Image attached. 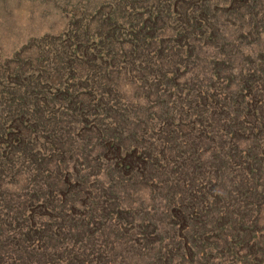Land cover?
Returning a JSON list of instances; mask_svg holds the SVG:
<instances>
[{
	"label": "rangeland",
	"instance_id": "obj_1",
	"mask_svg": "<svg viewBox=\"0 0 264 264\" xmlns=\"http://www.w3.org/2000/svg\"><path fill=\"white\" fill-rule=\"evenodd\" d=\"M249 111L264 115V0H0V264H264ZM41 124L65 138L47 148ZM144 148L163 181L119 166Z\"/></svg>",
	"mask_w": 264,
	"mask_h": 264
},
{
	"label": "trees",
	"instance_id": "obj_2",
	"mask_svg": "<svg viewBox=\"0 0 264 264\" xmlns=\"http://www.w3.org/2000/svg\"><path fill=\"white\" fill-rule=\"evenodd\" d=\"M38 107L39 106L35 107V110H36L37 113L40 114L39 111L42 110V108L40 109ZM251 112L252 111H249V114H248V117H247L248 121L246 120V117H245V123L244 124L246 125V128L243 130V133L244 134H247V131L246 130L249 127V124L251 123L250 120H249V117L250 116H256L257 118H259V123H258L259 131L257 132V134H259V136L261 138L263 136L262 133H263V128H264V120L262 119V117L264 115L257 114L256 112H253L251 114ZM236 113H237V118L239 116H242L244 114L243 111H240L238 109H237ZM239 123H242L243 124V121L240 120ZM251 124L253 126V123H251ZM37 125L38 124H35V126L32 125V127H30V129L33 128L32 130H34V128L35 129L38 128V127H36ZM41 126H43V130H42L43 132H47L49 130H52L48 134L49 135L52 134V136H54L53 139H49V140H48V137H46L44 145H46L47 148H49L50 146L53 147V145L55 144V141H59L60 140V142H62V140H63L62 138H65V137H63L64 134H60V135L57 134L56 135L55 132L52 133L53 132V129L49 128L48 126L42 125V124H41ZM15 128H17V127H15ZM21 128H22V126H21ZM23 128H24V126H23ZM226 128H228V126H226ZM235 129L241 131V126L239 128H235ZM249 129H251V128L249 127ZM28 130H29V128H25V131H28ZM226 132H228V130ZM230 132H231V130H230ZM102 134L106 138L108 137V141L110 142L109 145H106V147L108 149H112L113 148V150L117 151L118 154H120L123 149H128L129 146L126 145V141H125L124 135L122 134V131L120 129H118L117 125L104 126L102 128ZM173 134H174V132H171L170 131V135H173ZM229 134L231 136H233L231 133H229ZM65 136H68V135H65ZM55 137H57L58 139H55ZM209 137H212V136L209 135ZM23 138H24V134H23ZM254 138H257V137L254 136ZM102 140H103V141H101L102 143L100 142V140H98V144L102 145L103 142H105L104 139H102ZM30 141L33 142L34 140H30ZM26 142H28V141H25V143ZM35 142H37V141H35ZM221 142L223 144V140ZM19 144L20 143L17 141V145H19ZM183 144L184 145H187L188 142H183ZM9 146L13 147L14 145L12 144V145H9ZM32 147H34V148L32 150H30L29 153L35 152L37 155H39L38 154L39 149L37 148L36 143L34 145H32ZM178 147L179 146H177V145L174 147L175 153H176V151L178 153ZM147 150H148V148H144V152H142L143 155L139 153L138 156H136L135 154H132V153L131 154H123V156H127L128 157V162L126 160L127 157L126 158H122L121 156H119L120 157V160H118V163L120 164L119 166L123 167V169H127V168H130V169L131 168H136V169H139V170L142 169L141 172L148 173L151 176H153V173L154 172H157V175H161L160 179L163 181L164 174L167 175V169H166V167L165 168H162V164L159 163V159H156L157 161L156 160H153V163H151L150 165H149V163H146L148 161V159L145 160L144 154L146 153ZM105 151H107V152H105ZM163 151H162V153H163ZM164 153L167 155V152L164 151ZM109 155H110V151L109 150H107V149L102 150L101 156L107 157ZM111 158H113V157H111ZM254 158H256V157H254ZM214 159H215L214 160V164L215 163L216 164L218 163L217 170H222V168H226L227 166H229V164H230L229 162L232 159V157H230L229 155L225 157V156H222L220 154H216L214 156ZM197 163H199V162H197ZM245 164H247V166H249V160H247L245 162ZM222 176H223L222 173L216 174V178H219V181H218L219 183H215L213 186L216 187V189L223 190L224 193L226 192L227 194H229L230 191L232 192V189L221 179Z\"/></svg>",
	"mask_w": 264,
	"mask_h": 264
}]
</instances>
